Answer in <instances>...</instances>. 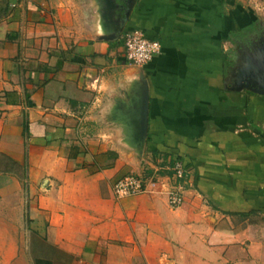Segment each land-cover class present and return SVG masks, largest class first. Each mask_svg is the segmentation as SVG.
Wrapping results in <instances>:
<instances>
[{"label": "crops", "instance_id": "0c3cea01", "mask_svg": "<svg viewBox=\"0 0 264 264\" xmlns=\"http://www.w3.org/2000/svg\"><path fill=\"white\" fill-rule=\"evenodd\" d=\"M3 1L0 155L18 172L0 220L23 218L75 264H264V96L228 89L230 33L264 35V0ZM130 30L162 45L142 69L125 57ZM176 159L179 208L167 172L114 195L119 178ZM21 176L24 207L4 200Z\"/></svg>", "mask_w": 264, "mask_h": 264}, {"label": "built area", "instance_id": "2783aa9c", "mask_svg": "<svg viewBox=\"0 0 264 264\" xmlns=\"http://www.w3.org/2000/svg\"><path fill=\"white\" fill-rule=\"evenodd\" d=\"M124 49L127 63L135 68H144L162 51L159 41L149 39L140 30L127 31L124 37ZM171 172V178L175 183L168 193V202L171 208H179L184 204L183 190L187 183L188 172L182 161H176L169 165L167 170ZM156 174L150 177L140 175H126L116 181L113 192L118 199L139 196L146 192L149 184L160 183V177Z\"/></svg>", "mask_w": 264, "mask_h": 264}, {"label": "rangeland", "instance_id": "374dc122", "mask_svg": "<svg viewBox=\"0 0 264 264\" xmlns=\"http://www.w3.org/2000/svg\"><path fill=\"white\" fill-rule=\"evenodd\" d=\"M234 51L236 52L237 48H235ZM164 163L165 162L161 161V166H158L156 167L157 169H155L158 171L167 172L169 174L170 171L169 169L167 170V168H169L168 163H165V166ZM9 171L18 172V169L12 162L4 159L0 155V173H2L0 175V187L4 184H7L8 181L11 180L10 177L6 175V173ZM141 175L144 176L143 173H140V176ZM171 177L172 176H170V181L172 184H174L175 180ZM16 179L20 182L16 184L15 188L12 187L10 191L4 192V200L8 202V204L11 202L13 204L19 205L20 207H24L26 197L24 192L23 178L21 176L17 177ZM0 199L2 198L0 197ZM19 221V224L11 225L7 222V219L0 220V264H34L35 252H37V255L43 254L44 256L51 253L47 248H44L40 245L36 247L35 240H37L36 238H38V236H34L31 233L29 224L26 222V220L24 221L23 218H19ZM63 258L65 257L59 255V259L62 260Z\"/></svg>", "mask_w": 264, "mask_h": 264}, {"label": "water", "instance_id": "95a60500", "mask_svg": "<svg viewBox=\"0 0 264 264\" xmlns=\"http://www.w3.org/2000/svg\"><path fill=\"white\" fill-rule=\"evenodd\" d=\"M243 56L237 68L230 76L228 89L264 96V35L252 40L250 44H243ZM147 93V91H146ZM148 95L146 94L142 112V132L146 133L148 123Z\"/></svg>", "mask_w": 264, "mask_h": 264}, {"label": "trees", "instance_id": "16d2710c", "mask_svg": "<svg viewBox=\"0 0 264 264\" xmlns=\"http://www.w3.org/2000/svg\"><path fill=\"white\" fill-rule=\"evenodd\" d=\"M8 11V4L6 1H3V0H0V19L2 18V14L7 12ZM255 25L256 24H251V25H248L246 27H244L240 32H232L230 33V35L234 36V38H238L240 41H245V39L250 35L252 34V32H254L255 30ZM176 161H180L179 159H176L174 160L171 164H173L174 162ZM165 162V161H164ZM158 174H161V175H165L166 172H162V171H159L157 172ZM156 174V172L154 170H148V172L145 174V176L147 177H150L151 175H154ZM169 174L171 175V172H169ZM36 247L38 245L44 247V248H47L51 253L49 255H46L44 256L43 254L42 255H37V252H35V255H34V264H75V260L66 255L65 253H62L60 251H58L56 248L50 246L49 244L46 243L45 240L43 239H38L37 240V243L35 244ZM35 249V247H34ZM59 255H61L62 257H65L63 259H66V260H61L59 259ZM61 260V261H60Z\"/></svg>", "mask_w": 264, "mask_h": 264}, {"label": "flooded vegetation", "instance_id": "af4514ba", "mask_svg": "<svg viewBox=\"0 0 264 264\" xmlns=\"http://www.w3.org/2000/svg\"><path fill=\"white\" fill-rule=\"evenodd\" d=\"M259 37H261V35L260 36H256V34L255 33H252V34H250L246 39H245V41H240L238 44V47H237V56H238V58H242V56H243V44L244 45H248V44H250V42L252 41V40H256L257 38H259Z\"/></svg>", "mask_w": 264, "mask_h": 264}]
</instances>
